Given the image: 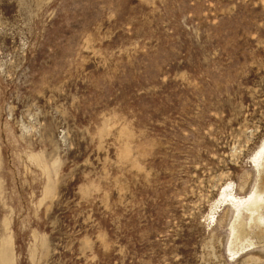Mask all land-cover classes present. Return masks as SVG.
I'll return each mask as SVG.
<instances>
[{"label":"rangeland","instance_id":"obj_1","mask_svg":"<svg viewBox=\"0 0 264 264\" xmlns=\"http://www.w3.org/2000/svg\"><path fill=\"white\" fill-rule=\"evenodd\" d=\"M263 144L264 0H0V264H264Z\"/></svg>","mask_w":264,"mask_h":264},{"label":"bare ground","instance_id":"obj_2","mask_svg":"<svg viewBox=\"0 0 264 264\" xmlns=\"http://www.w3.org/2000/svg\"><path fill=\"white\" fill-rule=\"evenodd\" d=\"M254 163L256 166L260 165V169L263 168L264 144L257 152ZM260 169L259 172H261ZM223 197L229 198L228 204L234 210L235 220L231 228V234L235 243L241 245L242 243L250 242V245H253L251 242L252 236L256 235V230H262L264 226V188L257 187L253 193L245 198H238L232 192L226 195L223 194Z\"/></svg>","mask_w":264,"mask_h":264}]
</instances>
